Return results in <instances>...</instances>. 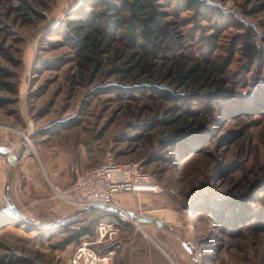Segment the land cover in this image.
I'll use <instances>...</instances> for the list:
<instances>
[{"label": "rangeland", "instance_id": "rangeland-1", "mask_svg": "<svg viewBox=\"0 0 264 264\" xmlns=\"http://www.w3.org/2000/svg\"><path fill=\"white\" fill-rule=\"evenodd\" d=\"M86 1L39 4L44 18L30 12L24 22L10 10L17 0H0V69L16 85V92L0 88V145L11 149L0 154V264H69L77 245L66 244V229L80 223L76 215L64 218L54 210L64 204L41 167V152L46 170V163L62 175L71 169L72 181L75 166L91 168L109 155L139 162L162 191L119 193L114 202L165 224H138L110 211L105 218L120 227L129 219L123 225L127 232L120 231L124 236L135 230L151 236L164 250L163 261L154 257L157 264H264V57L251 65L234 55L229 76L235 95L215 103V112L207 111L212 123L189 136L194 141L183 150L174 125L159 122L185 117V108L203 110L199 100L178 102L175 108L158 92L151 91L155 99L132 88L138 83L132 78L108 74L111 65L94 78L77 73L65 22L85 15L91 9ZM203 1L211 10L208 19L184 4L162 1L168 18L179 23L183 44L196 55L228 54L244 26L261 31L264 0ZM216 30L219 48L206 42ZM157 84L174 89L167 82ZM40 175L46 192L32 185ZM7 188L19 214L4 200ZM84 209L79 217L95 227L97 212ZM118 255L116 264H122Z\"/></svg>", "mask_w": 264, "mask_h": 264}, {"label": "trees", "instance_id": "trees-1", "mask_svg": "<svg viewBox=\"0 0 264 264\" xmlns=\"http://www.w3.org/2000/svg\"><path fill=\"white\" fill-rule=\"evenodd\" d=\"M17 1L10 10L23 18L24 22H29L28 16L31 13L44 18L37 6L44 4V8H48L47 2L51 0ZM162 1L87 0L91 9L82 17L68 19L65 30L72 39L76 71L81 76L97 77L104 74L106 66L111 65L113 68L107 71L108 74L120 72L122 76L132 78V83L138 82L132 88L140 89L143 93L149 91V97L155 99L156 96L151 91L158 92L159 96L168 97L175 102V108L178 102L192 104L199 100L203 110L191 111L185 108V117L179 115L175 121L161 119L159 122L174 125L177 136H181L178 143L186 150L194 141L189 136L197 135L212 123L213 115L207 111L215 112V103L234 94L236 89L229 76L234 55L238 53L241 60L251 65L261 62L264 57V20L260 24V32L251 25L244 26L228 54L196 55L193 49H188L183 44L185 37L177 30L179 23L168 18L169 12L164 9L166 5ZM167 1L170 4L168 6L186 5L204 16L203 19H208L211 12L203 0ZM219 40L220 33L216 30L208 35L206 42L219 48ZM0 76V88L16 92V85L6 79L11 76L10 73L0 69ZM157 80L167 82L174 89L181 88L182 91L159 87ZM3 105L4 101L0 97V106ZM189 113L192 114L191 117ZM77 124L67 125L65 128ZM87 210L97 212L94 218L96 223L109 212L101 209ZM94 230L91 223L68 227L66 244H78L84 235L92 236Z\"/></svg>", "mask_w": 264, "mask_h": 264}, {"label": "built area", "instance_id": "built-area-1", "mask_svg": "<svg viewBox=\"0 0 264 264\" xmlns=\"http://www.w3.org/2000/svg\"><path fill=\"white\" fill-rule=\"evenodd\" d=\"M73 181L64 187H54L56 195L77 209L93 204L115 206L114 196L119 193L140 195L159 193L162 186L137 161L121 162L112 155L100 165L83 169L74 168ZM138 223L136 219L128 217ZM139 224V223H138ZM121 228L105 217L98 220L92 236L83 237L69 258V264H116L118 245L116 239Z\"/></svg>", "mask_w": 264, "mask_h": 264}, {"label": "crops", "instance_id": "crops-1", "mask_svg": "<svg viewBox=\"0 0 264 264\" xmlns=\"http://www.w3.org/2000/svg\"><path fill=\"white\" fill-rule=\"evenodd\" d=\"M42 157H43V152H41L40 154V158H39L40 164H41L43 171L45 172L46 178L53 192H54V189H53L54 187L56 186L64 187V186L69 185L72 182L71 169H69V171L66 174L62 175L61 173L59 174L57 172H52L51 165L49 163H46L47 165V170H46L41 162ZM48 171L52 172V174H48ZM3 181H4V175L0 176V183H3ZM32 185L35 187V189L38 190V192H41V191L46 192L48 190V185L45 179L41 177V175L40 177L38 176L37 179L32 180ZM138 196H141V194ZM137 198H140V197H137ZM59 199L61 200L62 204H64V206H60V205L56 206V209L54 210L56 212L62 213L64 218H67L69 216L74 217L76 215L78 219L77 222L80 223V225H77L76 227L83 225L84 219H82L83 217H79V215L82 214L83 211L81 212L80 209H77L75 206H73L69 202L62 200L61 198ZM79 218H80V221H79ZM124 221H125L124 223L125 225L131 222L127 218H124ZM123 225L120 228L122 229L121 231L125 233L129 229V227H125ZM123 233L121 234L120 232V234L118 235L116 239V243L118 247L120 246L119 255H118L119 256L118 260L120 261V263L122 264H157L154 260V257L160 258L162 261L164 260V257L162 255L163 249H161L158 243L151 236L143 234V232L137 231V230H135L130 237L124 236ZM86 236L88 235H84L83 237H86ZM72 243L76 244V242H72Z\"/></svg>", "mask_w": 264, "mask_h": 264}, {"label": "water", "instance_id": "water-1", "mask_svg": "<svg viewBox=\"0 0 264 264\" xmlns=\"http://www.w3.org/2000/svg\"><path fill=\"white\" fill-rule=\"evenodd\" d=\"M11 149L10 147L6 146V145H0V154H8L10 153ZM4 200L6 201L7 203V206L10 208V210H12L13 212L19 214V209L17 208V206L15 205V203L13 202L12 200V197L10 195V191L9 189L7 188L6 189V192L4 194ZM88 209H101V210H104V211H110V212H116L122 216H125V217H131L133 219H137L138 223L140 222H152V223H155L157 224L158 226H162L165 224L164 221L160 220V219H157V218H153V217H149V216H143V215H140L134 211H131V210H126V209H123V208H117L115 206H112V207H106L105 205L103 204H93L89 207H87Z\"/></svg>", "mask_w": 264, "mask_h": 264}, {"label": "bare ground", "instance_id": "bare-ground-1", "mask_svg": "<svg viewBox=\"0 0 264 264\" xmlns=\"http://www.w3.org/2000/svg\"><path fill=\"white\" fill-rule=\"evenodd\" d=\"M137 220V219H136Z\"/></svg>", "mask_w": 264, "mask_h": 264}]
</instances>
